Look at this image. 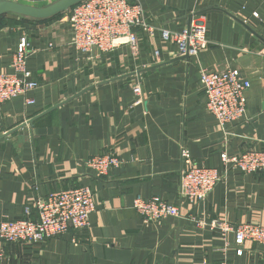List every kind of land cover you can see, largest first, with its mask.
<instances>
[{"label":"crops","instance_id":"crops-1","mask_svg":"<svg viewBox=\"0 0 264 264\" xmlns=\"http://www.w3.org/2000/svg\"><path fill=\"white\" fill-rule=\"evenodd\" d=\"M130 1L152 25L205 26L208 47L187 58L173 42L139 33L136 50L82 56L64 15L0 18V74L11 72L25 29L39 83L36 106L17 98L0 112V222L36 217L39 195L82 186L95 194L87 228L37 246L0 242V264H264V245L237 246L233 233L187 219L264 227V172L226 171L219 158L264 152V0ZM202 68L237 70L250 82L244 118L222 129L208 113ZM112 149L123 166L106 177L87 168ZM186 157L224 177L193 203L180 197ZM155 196L178 205L182 218L142 220L134 202Z\"/></svg>","mask_w":264,"mask_h":264},{"label":"built area","instance_id":"built-area-1","mask_svg":"<svg viewBox=\"0 0 264 264\" xmlns=\"http://www.w3.org/2000/svg\"><path fill=\"white\" fill-rule=\"evenodd\" d=\"M36 6L40 2L53 3L57 0H0ZM62 21L73 29V46L80 55H106L122 47L137 49V36L143 33L159 36L163 42H173L181 56L191 58L208 47L207 28L203 25L172 31L164 26L148 23L142 7L130 0H85L62 14ZM258 18V14H253ZM35 26L43 29L37 22ZM18 47L12 55L11 72L0 74V112L2 107L17 98H22L26 106H36L38 99L34 93L39 83L29 70L32 49L29 44L30 31L22 29ZM201 82L206 98V110L222 129L244 118L247 109V91L251 84L242 78L237 70L215 71L202 68ZM226 171L239 170L243 174L264 172V152L248 150L231 154L223 150L219 154ZM185 168L181 176V200L193 203L205 199L223 181L219 170L207 168L184 159ZM116 149L89 158L85 164L98 177H106L110 171L124 165ZM225 171V172H226ZM95 194L90 187L49 193L38 196L34 203L36 217L0 222V242L9 244L27 243L40 245L46 239L62 237L71 231L80 232L89 226L91 214L95 211ZM133 209L139 217L148 222L160 223L168 218H182L178 205L170 204L160 197L137 198ZM197 228L220 231L222 235L233 233L235 244L246 242L264 245V227L257 225H219L187 217ZM221 264H227L223 261Z\"/></svg>","mask_w":264,"mask_h":264},{"label":"water","instance_id":"water-1","mask_svg":"<svg viewBox=\"0 0 264 264\" xmlns=\"http://www.w3.org/2000/svg\"><path fill=\"white\" fill-rule=\"evenodd\" d=\"M83 1L85 0H57L45 7L0 1V18L10 15L33 21H46L68 12Z\"/></svg>","mask_w":264,"mask_h":264},{"label":"rangeland","instance_id":"rangeland-1","mask_svg":"<svg viewBox=\"0 0 264 264\" xmlns=\"http://www.w3.org/2000/svg\"><path fill=\"white\" fill-rule=\"evenodd\" d=\"M50 3L48 2H40V3H37L36 6L37 7H45V6H48ZM64 17V16H63Z\"/></svg>","mask_w":264,"mask_h":264},{"label":"trees","instance_id":"trees-1","mask_svg":"<svg viewBox=\"0 0 264 264\" xmlns=\"http://www.w3.org/2000/svg\"><path fill=\"white\" fill-rule=\"evenodd\" d=\"M8 16H10V15H8ZM20 18V17H19Z\"/></svg>","mask_w":264,"mask_h":264}]
</instances>
